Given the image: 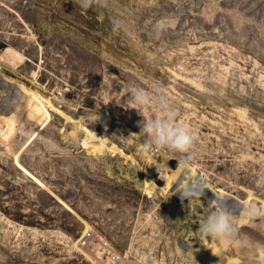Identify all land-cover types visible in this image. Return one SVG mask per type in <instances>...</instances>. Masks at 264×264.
I'll return each mask as SVG.
<instances>
[{
  "label": "rangeland",
  "instance_id": "obj_1",
  "mask_svg": "<svg viewBox=\"0 0 264 264\" xmlns=\"http://www.w3.org/2000/svg\"><path fill=\"white\" fill-rule=\"evenodd\" d=\"M156 84L195 137L187 167L128 138L158 115L128 92ZM181 177L223 197L222 261L264 256V217L242 215L264 209V0H0V264H213L214 193L181 201Z\"/></svg>",
  "mask_w": 264,
  "mask_h": 264
},
{
  "label": "clouds",
  "instance_id": "obj_2",
  "mask_svg": "<svg viewBox=\"0 0 264 264\" xmlns=\"http://www.w3.org/2000/svg\"><path fill=\"white\" fill-rule=\"evenodd\" d=\"M76 3L85 10L93 6L105 8L109 6V0H76ZM118 27L119 25L114 22V30ZM128 93L131 94L128 103L135 105L134 109L138 110L141 115L142 113L139 110L145 107H151L158 113L152 119H145L142 115L143 119L137 124L140 129L139 133L131 134L128 138L134 137L137 146L144 152H157L168 149L177 153L180 155L178 166L181 164L185 167L189 166L195 156L193 151L195 137L187 126L176 122L178 111L165 94L163 86L156 84L150 89L136 88ZM92 113L95 118L89 120V122L95 123L101 119L95 112ZM119 137L124 140L128 139L123 136ZM141 138H143L142 143L140 142ZM205 189L212 191L203 177L196 178L195 183L191 180L185 182L183 177H181L176 182V189L175 192H172V195L179 194L181 201L193 198L200 200L205 195ZM212 192L215 199L211 200L210 204L217 210L209 212L200 222L196 232L201 241L230 239L236 235L237 228L233 224L231 214L224 209L217 208L223 197L218 196L214 191ZM242 215L249 220H254L264 217V209L255 205H248L243 210ZM193 261L195 264L194 257Z\"/></svg>",
  "mask_w": 264,
  "mask_h": 264
},
{
  "label": "bare ground",
  "instance_id": "obj_3",
  "mask_svg": "<svg viewBox=\"0 0 264 264\" xmlns=\"http://www.w3.org/2000/svg\"><path fill=\"white\" fill-rule=\"evenodd\" d=\"M217 241H218L217 239H212L211 241H209V240L203 241L204 248L202 250H208L209 249L211 251L210 252L211 254H215L214 257H218L220 255V258L215 259V262L213 264L217 263L216 262L217 260H219L220 263L221 262L222 263L224 262V264H236V263H238V262H233L231 259H230V261H225V259H224V261L221 260V256L224 254V250L222 251V248L219 245V242H217ZM209 242H210V245H209ZM250 243H249V245H250ZM261 244L264 245V243H261ZM252 245H254V244L252 243ZM246 247H247V245H246ZM256 247L257 246H255V247H249V250H251V248H255L257 250V249H259L260 246L258 245V247L257 248ZM262 248H264V247H262ZM234 249L235 248H233L232 250H234ZM233 252H235V251H233ZM249 252H251V251H249ZM257 252H258V256H256V257H259V255H260L261 258L259 259V258H255V256H253L252 258L254 260H252V262H249V264H264V260H262V259H264V256H261L259 250ZM257 252H253V250H252L251 254L256 253V255H257ZM236 253H239V252H236ZM210 258L211 257L209 256L206 261H209L210 262ZM255 259H257V260H255ZM253 261H255V263ZM240 263L241 264H247L248 262H240Z\"/></svg>",
  "mask_w": 264,
  "mask_h": 264
},
{
  "label": "built area",
  "instance_id": "obj_4",
  "mask_svg": "<svg viewBox=\"0 0 264 264\" xmlns=\"http://www.w3.org/2000/svg\"><path fill=\"white\" fill-rule=\"evenodd\" d=\"M87 235H89V234H87ZM85 241H86V238H84V239L81 241V244H84Z\"/></svg>",
  "mask_w": 264,
  "mask_h": 264
}]
</instances>
